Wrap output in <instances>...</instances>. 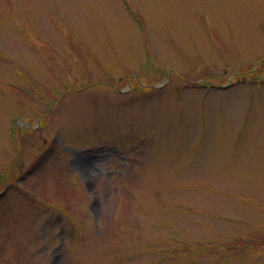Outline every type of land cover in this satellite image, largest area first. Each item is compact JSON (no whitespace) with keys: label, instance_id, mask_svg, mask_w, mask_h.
<instances>
[{"label":"rangeland","instance_id":"obj_1","mask_svg":"<svg viewBox=\"0 0 264 264\" xmlns=\"http://www.w3.org/2000/svg\"><path fill=\"white\" fill-rule=\"evenodd\" d=\"M0 264H264V0H0Z\"/></svg>","mask_w":264,"mask_h":264}]
</instances>
